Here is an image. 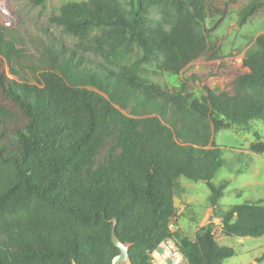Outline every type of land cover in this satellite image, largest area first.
<instances>
[{"label": "trees", "instance_id": "obj_1", "mask_svg": "<svg viewBox=\"0 0 264 264\" xmlns=\"http://www.w3.org/2000/svg\"><path fill=\"white\" fill-rule=\"evenodd\" d=\"M262 5L245 6L240 21ZM209 13L210 0L67 2L49 21L77 42L69 48L49 37L37 66L0 24V264H111L119 252L114 225L132 264H150L149 252L169 236L188 264L234 255L216 241L213 221L194 239L172 231L174 195L180 177L203 180L215 207L227 183L213 182L224 163L213 134L252 119L264 126V35L246 53L248 71L232 93L208 89L199 98L143 73L151 61L178 73L201 56ZM134 47L142 54L131 60ZM15 64L43 71L32 83ZM109 138L114 144L97 163ZM250 149L264 152V141ZM217 215L228 236L264 235L261 200Z\"/></svg>", "mask_w": 264, "mask_h": 264}, {"label": "rangeland", "instance_id": "obj_2", "mask_svg": "<svg viewBox=\"0 0 264 264\" xmlns=\"http://www.w3.org/2000/svg\"><path fill=\"white\" fill-rule=\"evenodd\" d=\"M71 1L87 0H45L43 5H34L31 0H2L0 24L12 30L10 33L16 38L23 55L37 66V60L45 53L44 42L49 37L63 42L69 48L76 44L77 38L65 34L61 27L49 21L63 4ZM254 1L210 0V13L204 23L208 32L207 50L178 73L160 71L156 61L145 63V76L164 88L185 89L199 98L206 95L208 89L232 93L234 80L248 71L244 65L246 53L264 35V5L245 22L240 21L241 11ZM141 54L134 47L130 58L134 60ZM84 55L99 60V56L91 52ZM15 65L32 83H36L43 71V68L33 71L28 67L26 70L21 69L20 64ZM6 73L10 79L19 81L10 74L8 65ZM120 111L131 116L127 110ZM256 140L264 141V126L259 119L250 120L246 126L221 129L213 134V144L221 149L224 162L213 182L219 185L226 181L227 184L214 208L210 201L211 189L205 181L179 178L180 189L176 190L174 201L181 211L178 225L184 233L192 235L197 227L218 217V211H227L234 205L259 200L264 205V152L256 153L250 149V144ZM113 144L114 140L109 138L97 156V163L105 161ZM212 207L213 211L210 210ZM228 245L234 248L235 254L223 264H264V257L260 258L264 250V236H249L246 243L231 236Z\"/></svg>", "mask_w": 264, "mask_h": 264}, {"label": "built area", "instance_id": "obj_3", "mask_svg": "<svg viewBox=\"0 0 264 264\" xmlns=\"http://www.w3.org/2000/svg\"><path fill=\"white\" fill-rule=\"evenodd\" d=\"M174 224L171 223L170 229L173 230ZM158 248L162 249V253L158 251ZM151 256L150 264H188L186 257L184 256L180 243L178 240L169 236L162 240L157 248L149 252ZM170 259L171 262H168Z\"/></svg>", "mask_w": 264, "mask_h": 264}, {"label": "crops", "instance_id": "obj_4", "mask_svg": "<svg viewBox=\"0 0 264 264\" xmlns=\"http://www.w3.org/2000/svg\"><path fill=\"white\" fill-rule=\"evenodd\" d=\"M180 188L178 187V190ZM176 193V192H175ZM176 206V205H175ZM214 207V206H213ZM213 207L210 209L211 211H213ZM215 208V207H214ZM181 211L179 209H177L176 207V216L174 217V227H173V230H179L183 235L189 237L190 239H194L195 238V235H196V232L197 230L207 224H202L200 227H197L194 231V233L192 235H189L187 233H184L183 230H182V227H180V225H178V219H179V216H180V213ZM211 219V218H210ZM214 223H215V228L213 230V233H214V237L216 239V241L218 242L219 245L221 246H229L228 243H229V238H231V236H228L226 234H224L223 230H222V227H221V223H222V220L220 217H214L213 220H212ZM264 236V235H263ZM238 238V240L241 242H247L249 240V236H236ZM231 247V246H230ZM235 254V253H234ZM232 257V256H231ZM264 257V250L262 251V256L260 258ZM230 258V257H229ZM226 260V259H225ZM224 260V261H225ZM224 261L222 262V264L224 263Z\"/></svg>", "mask_w": 264, "mask_h": 264}, {"label": "water", "instance_id": "obj_5", "mask_svg": "<svg viewBox=\"0 0 264 264\" xmlns=\"http://www.w3.org/2000/svg\"><path fill=\"white\" fill-rule=\"evenodd\" d=\"M111 239L114 245L119 249V252L112 258L111 264H132L130 255V243L121 241L115 233V225L112 230ZM158 251L162 253V249L158 248ZM171 262L170 259H167Z\"/></svg>", "mask_w": 264, "mask_h": 264}, {"label": "bare ground", "instance_id": "obj_6", "mask_svg": "<svg viewBox=\"0 0 264 264\" xmlns=\"http://www.w3.org/2000/svg\"><path fill=\"white\" fill-rule=\"evenodd\" d=\"M2 0H0V3H1Z\"/></svg>", "mask_w": 264, "mask_h": 264}]
</instances>
